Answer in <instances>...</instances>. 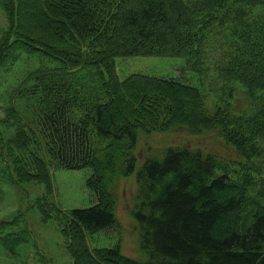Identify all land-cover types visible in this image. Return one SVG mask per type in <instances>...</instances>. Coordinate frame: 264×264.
Masks as SVG:
<instances>
[{
    "label": "trees",
    "instance_id": "1",
    "mask_svg": "<svg viewBox=\"0 0 264 264\" xmlns=\"http://www.w3.org/2000/svg\"><path fill=\"white\" fill-rule=\"evenodd\" d=\"M188 2L0 0V98L5 92L8 98L6 118L0 119V205L14 206L0 220V255L26 262L35 247L25 218L31 205L32 214L37 210L46 223L54 215L63 227L59 237L69 260L61 264H264V193L246 197L248 180L232 193L231 176L216 174L228 160L190 145L162 149L137 171L131 215L141 259L125 256L119 245L89 244L118 226L116 188L136 172L139 130L219 129L227 142L249 134L263 147L254 145L248 155L264 154V0ZM255 9L261 10L252 19ZM223 32L231 47L223 51L229 61L219 75L245 87L250 104L243 116H224L219 124L200 89L182 76L205 78V43ZM118 58L185 64L181 79L133 74L121 80ZM27 110L34 111L57 166L92 170L87 188L95 205L62 214L34 193L11 190L38 184L49 191L42 144L20 117ZM40 255L38 264H47Z\"/></svg>",
    "mask_w": 264,
    "mask_h": 264
},
{
    "label": "rangeland",
    "instance_id": "2",
    "mask_svg": "<svg viewBox=\"0 0 264 264\" xmlns=\"http://www.w3.org/2000/svg\"><path fill=\"white\" fill-rule=\"evenodd\" d=\"M193 1L197 0H189L188 3ZM259 10L261 9L253 10L251 13L252 19L257 17ZM212 35V39L210 37L205 43L208 49L205 78L201 80L190 73L185 77L182 76V78L184 81L192 82L191 85L200 89L208 114L216 116L218 113L217 121L220 124L224 120V116H230L231 118L243 116L244 111L249 107L250 99L246 94L247 89L245 87L226 83L219 75V67L229 61L227 55L223 56V51H230L231 44L226 42L225 32L212 33ZM184 64L185 61L181 59L159 58H118L115 61L116 71L121 80H125L133 74L181 79L180 69ZM6 81L10 82L11 77ZM223 88H227V90H223ZM230 90H232V94ZM7 100V92H5L3 99L0 98V119L2 120L6 118L4 107L7 105ZM20 117L30 135L34 137L36 144L39 145V142L42 144V146L40 145V156L48 167L50 186L49 191L46 186L38 184H29L25 187L17 185L15 189H10L22 192L28 197H31L34 193V196L42 197L43 202L49 204L52 209L62 211V214H67L73 209L89 208L95 205V195L87 188V181L92 174V170L70 171L61 169L53 162L45 149L44 141L41 138V130L35 122L34 111H23ZM186 127L175 128L174 130L173 128H161L150 133L143 130L137 132L138 148L136 154L138 161L136 172L130 177L122 178L116 188L118 226L116 230L101 232L90 238L89 244L92 249L111 248L119 245L125 256L136 259L143 257L138 225L131 215L137 192L136 175L147 158L157 155L160 150L169 146L190 145L202 148L206 152L218 156L219 159L228 160V168L217 170L216 174L226 173L231 176L234 180V188L231 192L234 194H239V188L245 184L244 181L246 180L249 182L246 183L248 187L244 190L246 197H256L258 192L264 193V154L259 157L248 155L254 145L263 147L259 140L256 143L252 140L251 135L246 134L247 136L240 135L237 140L227 142L226 136L219 129L211 130L209 133L197 134ZM234 127L233 122L232 129ZM4 162L8 163V161ZM12 208H14L12 203L3 202L0 205V220L6 218ZM34 211L32 214L31 205L27 206L25 218L28 220L27 227L32 235L35 247L28 250L26 262L13 260L2 253L0 264H38L40 259L39 256H36L37 253L42 255L40 256L46 260L47 264H61L62 260H69L64 249L63 240L59 237L63 227L56 223L54 215L46 223L41 214L35 209ZM57 240H60V242H57ZM54 243H58L56 249Z\"/></svg>",
    "mask_w": 264,
    "mask_h": 264
}]
</instances>
